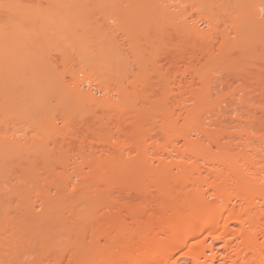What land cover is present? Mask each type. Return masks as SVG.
<instances>
[{
  "label": "bare ground",
  "instance_id": "obj_1",
  "mask_svg": "<svg viewBox=\"0 0 264 264\" xmlns=\"http://www.w3.org/2000/svg\"><path fill=\"white\" fill-rule=\"evenodd\" d=\"M14 1L16 2V0H13V3L10 4H15ZM48 1L50 2L49 6H51V3L54 4V6H52L55 10L56 6L57 8H61L63 5L66 7L68 4L69 6L66 8H70V5L73 4L72 0ZM239 1L240 0L235 1V3ZM4 2H6V0H0V127H2L0 128V264H264V134L258 135V127L262 128L264 126V118L255 117L248 121V123L250 122L249 124H246V127L249 126V131L257 132L256 136H252L249 132H243L245 136L243 133L241 135L230 134L228 131L229 127L235 124L238 126L241 125L243 123L242 118L248 112L247 110L246 113L243 111L239 113L237 105L239 103H241V105L247 103L244 100L238 102L234 98H225L223 94V98L218 97L214 99L212 92L220 88L219 86H222L223 83L220 82L221 80H217L219 82L216 84L217 81H214L216 85L211 86L210 83L212 81L209 83L208 77L204 75L206 72L202 74L197 70H193L192 73L194 75H191L194 78L197 76L202 79V81L200 79L196 81L199 83L198 87L196 85V88L194 87V78L188 79V82H190L189 86H185L187 84L185 76H181L180 79L176 80L178 81L176 83V89L180 93L178 92L176 99L173 94L174 92L172 93L175 99L174 102H172L174 103L173 105H175V109H171V112L168 109L167 102L168 95L171 93L170 90L174 89L171 88L172 86H168L167 88V84H162V86L161 84L158 85L159 87L157 86L158 88L156 87L157 89L155 88V90L159 93L158 90L161 89V94L159 93L161 97L155 95L154 98L156 99L152 97V101L150 100L151 98L147 100L149 98L148 95L147 97L143 95L147 87L144 80L142 84L140 83L141 81L138 82L140 86L136 81L133 82L135 83L133 86L131 85L132 82L130 85L128 84L131 86V89L132 87L134 88L133 91L131 90L132 92H129L127 89L129 86L126 87L123 83L124 79L127 78L128 72L125 70V72H127L125 73L123 71L124 69H122L124 67H122L121 63L119 64L122 55L120 56L119 52L121 51H118L120 48L117 49L118 39L116 40V44H114L113 41L112 43L105 39L106 41H102L100 43L101 45L98 44L99 49H97L96 53L90 54L91 57H93H90V61L94 62L91 68L96 66L97 70L94 68V70L91 69L93 72L92 76L88 74V72L86 74L84 70L71 75L73 87L69 89V95L67 98L65 97L66 99H64L62 103V113L60 110L58 111H60V115H62L63 122L69 125L73 120V116L76 114L80 115L81 118H86L88 116L86 113L83 115V111L87 112L85 109L86 107L90 110L92 107L110 106L109 108L112 107L113 109H111L113 111L108 108L111 111L109 116H107L108 113L105 116L106 118H97L103 123L102 126H104V128L107 125L106 130H108L110 126L108 124L110 123H112L111 126H113V128H116L114 130L112 129L114 132L109 130L108 133L104 134H110V131H112L111 133L113 136L117 135L118 137L123 135L124 139L119 140V137L116 138L115 136L114 138H116V140L114 141H117L116 143L108 141L102 142V144L97 146L92 144L87 145L88 142H85L87 140L82 143V139H79V135L81 134L78 133L79 135H77L75 133L77 131L73 130V136L69 135V133L65 136L68 137L70 141H75L78 138V145L81 144L79 145L80 147L78 145L76 146L74 143L78 151H81L83 154H86L85 152L88 151L87 155H91L90 157L92 159L83 157L81 162L82 165L79 163L81 166H76L80 161V159L79 161L75 159L78 157V152L75 153V158H73V160L70 159V162L68 161L69 159L63 157L64 155H61L67 160L66 162H61L59 160L57 162L56 160L55 164H51L49 160H55L56 153L58 154L59 151L61 153V150L66 149L62 144L65 145L68 139L65 138V140H63L59 138L60 142L53 139L54 141H52L53 145L51 149H53V147H55V149L49 150V146L47 148V146H43L40 143L41 141L46 142L44 141L45 136L43 138L44 140L41 139V134V138L35 137L36 134L33 136L34 133L31 135L36 138L32 140V144L38 139V141H40L34 143L35 145L33 144V146H40L41 144V148L39 146L37 148H31V140L29 141L24 131L22 132L25 134H20L21 131L14 128L13 130L11 129L12 131L10 130L11 132L6 129V131L4 130L5 132H1L3 129L1 124L4 125L6 115L10 114L9 118L13 115L15 117L13 119L18 121L21 120L20 122L29 121L28 123H30L31 129L33 125V127L35 126L34 131L36 133H41V126L38 128L37 125L36 127L38 120L40 118H42L41 120H43V118L46 119L45 116H49L50 113L55 116L56 113L53 114L54 112L52 113V111L56 108L55 106L58 105V101L57 104L53 103V99L56 97L55 94H57V92H55L50 85V88L47 86L48 84L45 85L46 82L45 84L43 83L44 86L39 85L41 84L39 81L42 71L40 69L41 72L37 70V67L34 69V66H38V59H42V55L39 56L40 58L37 57L38 54L36 55L37 62L34 59V61H30V66H27L25 63L26 66H23V59L27 60V62L29 60L26 56L22 57L23 54L20 55V53L27 52V50H21L23 52H20L19 45L23 44V40L21 41L18 30L15 29L14 24H12L13 26L11 25V22L9 25L11 26L10 32L12 31V33H9V29L6 30L8 25V23L6 24L7 19L10 18L18 25L20 14L13 7L12 9L9 8V6L8 8L11 9V12L8 11L7 13L9 9L6 10L7 7L5 4L7 3L4 4ZM123 2L129 3H127V6L125 5L126 8L123 6L121 7ZM245 2L244 5L247 6L248 11L240 5L245 9L243 12H246L243 13L241 10L240 12L237 11L240 13L237 14L239 16L238 18L234 15L238 20L242 19L243 21L244 19V25L242 26L239 24L241 25V27L239 26L241 29L239 32H242V34L244 32L246 33V30H249L253 25H259V27L264 25L262 24L264 23V18L261 17L264 10L262 12L258 10L261 4L259 5V3L256 2V5L253 4L251 5L253 7H251ZM132 3H136V0H123L122 2L119 0L118 2L117 0H100L99 4L96 5H98V7L102 6L103 8L120 6L122 9L124 8L123 10L126 9V13L127 9L130 8L129 5ZM173 4H175V2ZM198 4L199 3H197V5ZM135 5H138V7L135 6L134 8L133 4L136 14H141V16H143L145 10H148L149 13H159L160 17L163 15L165 19L169 14L175 12L172 8V6L175 7V5H171V0L170 2L169 0H141ZM233 6L235 7V4ZM64 7L62 8L63 10ZM72 8L71 10H73ZM148 8H150V10L152 9V11ZM203 8L205 9V7ZM140 9L142 11L144 9V11L142 12ZM198 9L200 10L201 8ZM238 9L236 8V10ZM110 10L112 11V9ZM130 10L132 11V8H130ZM170 10L172 12H170ZM207 10L208 9H206V11ZM232 10H234V8ZM236 10L234 12H236ZM224 12L227 14L229 10L226 11L225 9ZM131 13L133 15L135 13L134 10ZM131 13H129V15H131ZM136 14H134V16H136ZM144 14L146 16V13ZM153 14L151 15L153 16ZM241 14H243L244 18H242L243 16ZM64 15L61 14V17ZM229 15L233 17L232 12L231 14L228 13V17ZM58 16V14L57 16L55 14V17ZM127 16L125 17L128 18ZM163 16L161 19H163ZM205 16L207 17V15H204V17ZM47 18L50 17H46V19ZM136 18L138 19V16ZM43 19L45 18L43 17ZM132 19V25H140V23H135L134 18ZM207 19L208 18L198 19L199 21L196 19L197 21L193 26L191 25L192 27H189L186 23H184V25L180 24V26L185 27L186 25L187 28H190L189 32L193 35L192 37L196 39L204 38L205 40L210 30L207 31L206 29L205 31L203 30L204 28H200V23L202 22L203 24L212 26V23L216 22H214L213 18V22L211 21L212 23L210 22L211 18ZM53 20L51 22H53ZM131 20H129V22ZM106 21L108 22V20ZM45 22H47V20ZM118 22L120 23V21ZM233 22L234 26H232L234 31L239 34L235 27L237 20ZM166 24L167 23H165V25ZM47 25H49V23ZM155 25L156 24H154V26ZM161 26L162 25H160V33H165L164 30H166L165 28H167V26L164 27L163 32ZM172 26H177V24H172ZM180 26L178 25L177 27L181 28ZM214 26L216 25L214 24ZM185 28L181 31L186 32ZM253 28L254 27H252V30ZM98 29L100 30V28ZM157 29H159V27H157ZM179 30L180 29L176 31ZM124 31H126V29ZM166 31L168 32V30ZM129 32L125 33L128 34ZM189 32L188 35H191ZM152 33H154V31ZM133 34L135 35L136 33ZM136 36L139 38L137 34ZM148 36H150V33H147V37L145 36L147 41ZM151 36L150 40H152ZM208 36L211 37L210 35ZM101 37L102 36H100V41L102 40ZM111 38H113L112 35ZM140 39L141 38H139V40ZM100 41L98 39V42ZM139 42L141 43V40ZM157 43L158 42H156V44ZM11 47L12 49H9L10 52H8L9 50H7V48ZM151 48L154 50V45L153 47L151 46ZM156 49L157 47H155V52L157 51ZM29 50L30 49H28V51ZM32 52L29 51L27 53L30 54L24 53V55H28L30 59H33L36 52H34V54ZM125 56L126 55H124V57ZM124 57H122L121 60L125 63ZM128 63H130V61ZM144 63L142 64L140 62V64H138L146 67L147 65ZM117 67H120L119 69L121 70ZM130 72L132 73V71ZM82 73L84 77L79 78L78 74ZM131 73H129V77ZM220 74H218V77ZM38 77L40 78L39 80ZM137 77L141 76L136 74L134 78L139 79ZM212 79L214 80L215 76L212 77ZM109 80H115V84L113 83L114 87L110 90L117 93L119 102L111 98L110 95H108L110 97L109 99H107L108 97H105V99L102 97L99 98L100 96H96L95 94L96 88H100L103 83ZM126 80L127 79H125V81ZM136 84L140 90L142 87L141 91L135 86ZM39 86L41 87L39 88ZM94 86H96L95 90ZM42 87L45 89H42ZM47 87L48 89H46ZM169 87L170 90L168 91ZM107 88L109 87L107 86L106 89ZM184 89L190 91V93L188 92V96H184V91H186ZM103 90L104 89H102L101 92ZM111 91L107 89L106 94H109ZM139 97L141 99H144V97L145 99L147 98L146 100L149 102L145 101V99L141 101L143 103H148V106L145 104V106L139 107L138 101L141 102ZM73 100L82 106V109H79V112L82 111V114L81 112H76L77 110L71 103ZM223 104H227V108H223ZM113 112L115 113L112 114ZM235 113L237 115L233 116ZM26 114L27 117L30 118L28 121L26 120L27 117H24ZM54 116L49 117V119L51 118L50 123L47 122L49 120L48 117L46 120H43L46 121L43 122L44 127L48 123L57 128V123L53 121V119L55 120L57 117ZM160 118L161 120L165 119L174 123V125L172 123L173 127L170 125V128L168 127L169 124L165 127L167 124L161 123V126H163V124L165 125L163 126V130L160 129L159 131L161 135L168 136L169 133L172 134L168 138L170 144L173 142L172 147L169 144V147H171L169 150H166V148L163 147L164 145L161 146L163 148H157L158 150H155L153 147L149 148L151 145L155 146L158 144L156 142L159 140V136L153 135V132L160 127V125L157 127L159 122L157 124L155 122L158 121V119L160 120ZM33 120L36 122L34 121V123ZM31 123L35 125H31ZM5 124L8 125L9 122ZM24 124L26 125V123ZM49 125L46 126L48 127ZM213 126L215 130L212 129ZM217 126L221 128L218 129L216 128ZM31 131H33V129ZM46 131L51 132L50 130ZM42 132L45 134L44 131ZM54 133L55 135L56 133L57 135L60 134L56 131H54ZM225 133L228 135H224ZM51 134L53 135L52 132ZM51 134L49 133V135ZM49 135L47 134L46 136L48 137ZM25 136L27 137L26 140L28 139L27 143L30 142L28 146L26 141L23 143ZM28 136L30 137V135ZM108 136L105 138H113L111 135L110 137ZM53 138H55V136H53ZM71 138L73 140H71ZM50 140H52V138ZM85 143L87 144L85 145ZM147 144L151 145L148 146ZM165 146L168 145L165 144ZM66 147L70 148V144L67 143ZM214 147L217 152L214 151ZM27 149H32L33 152L28 151V155H26L25 152ZM256 149H262V151L259 152ZM248 151L256 152L261 159H256L257 161H254L255 159L253 158V160L250 159L249 161L247 159L244 164H239V158H243L242 156ZM96 152L100 154L109 153L110 157L102 159V156H96ZM31 153L34 156L32 155L33 157H30V159H34L31 164L27 161L31 168L29 165H26V167L27 169L30 168L28 173L30 172L33 174L34 172V175H38L40 180L38 177H36L38 180L33 177H30L31 180L29 178L27 179L30 180L29 182L26 180L27 184L36 180V182L34 181L35 183L33 182L34 184H29L27 187L28 189L26 191H31V195H29L30 193H26V188H24L26 183L22 185L23 191L25 192H23L21 186H19V184L23 182L21 181L20 183L19 180L22 179L24 175L22 172V175H20L21 178L19 179L17 175V173H19L18 171H20L18 165L22 166V163H17L21 161L20 158H23L21 154H25L27 157L31 156ZM174 154L177 158L180 157V160H173L175 165L168 166L166 159H171ZM208 154H211V156ZM67 157L69 158V156ZM155 158L160 162V165H158L159 168L154 163H151V160L153 161ZM83 165L89 169H93L92 167L94 166L96 168L94 167L93 172L92 170L84 172V169L82 170ZM59 168H61L60 171L58 170ZM75 168L78 170L77 173L80 174L78 175L79 177L77 176L79 180L71 178L69 174L65 172L68 170L76 171ZM23 169L26 171V168L22 166L21 170L24 171ZM62 170L63 172H61ZM64 172L65 176L62 175ZM94 172L96 173L95 175H93ZM122 173L128 174L126 180L123 178L125 183L127 181L135 182L133 183V185L136 186H134L135 190L129 187V189L125 191V197H115L118 196L116 194L113 197L114 192H116L115 188L121 184V182H119V176ZM52 174L54 177H52ZM126 174L121 176L125 177ZM41 175H47L48 178L45 176L46 179H43ZM61 175L64 176V178ZM73 175L76 177V174L73 173ZM24 178L26 179V175ZM37 181H41V183L39 182L38 185ZM42 183H45L44 186ZM41 184L43 187H41ZM34 185L37 189L39 188V190H36ZM71 186L75 188H70ZM34 189L38 192L36 193ZM76 191L77 193L79 191L82 192H79L80 194L78 193V196H76L74 194ZM79 201L82 202L83 208L80 207L81 204L78 203ZM73 210H76V213L78 212L77 215H68V212H72ZM64 213L68 216H65L66 214ZM70 219H72V222Z\"/></svg>",
  "mask_w": 264,
  "mask_h": 264
},
{
  "label": "rangeland",
  "instance_id": "obj_2",
  "mask_svg": "<svg viewBox=\"0 0 264 264\" xmlns=\"http://www.w3.org/2000/svg\"><path fill=\"white\" fill-rule=\"evenodd\" d=\"M72 1H73V4L70 5V8L68 7L69 9L66 8L67 6H69L68 4L66 5V7H64V5L61 8L58 7L59 9L56 6V10L58 9L57 12H56L55 8L53 7L54 6L53 3H51V6H49L50 2L48 0H40V1H38V0H18L17 1L16 0V2L14 1L15 4H12V5L10 3H13V0H11V2H10V0H6V2H4V4L5 3L8 4V5L5 4L6 7H7V8L5 7L6 10L9 9V8L12 9V7H13L20 14V20L17 23L18 25H16L14 23V21L11 20L10 18L7 19V21H6V24L8 23L6 30L9 29L8 30L9 33H12V31L10 32L11 26L9 25V23L11 22V25L14 24L15 29L18 30L19 37L21 38V41L23 40V44L19 45L20 47L18 46L20 48V52H23L21 50H25V51L27 50V52H29V51L32 52L33 51L32 52L33 54H34V52H36V54H34L35 56L33 57V59H30V57H28V55H24V53L25 54H30V53H27V52L20 53V55L23 54L22 57L26 56L27 59H29L28 60L29 63L25 59H23L24 62L21 60L23 62V66H26L25 64H27V66H30V61H32V60L34 61V59L36 60L37 57L42 55L41 58L42 57L43 58L42 59H38V64L36 63L38 66H36V65L34 66V69H35V67H37L36 68L37 70L40 69L42 71L41 72L39 70L42 73L40 75V78L41 79L43 78L41 80L38 77V80L40 79L39 83H41L39 85L44 86L43 83L45 84V82H46L45 85L48 84L47 85L48 87L50 85L51 88L55 92H57V94H55L56 95L55 98H57V99L54 98L56 101L53 99V103L57 104V101H58V105L55 106L56 108H54V110L52 111V113L54 112L53 114L56 113L55 116L51 115V113H50L49 116H45L46 119H47V117L49 119L50 116L57 117V119H55V120L53 119L54 123H57L56 124L57 128H55V126H53V125H49L48 124V123L51 122L50 121L51 118L47 121L48 123L46 124V125H49V126L47 127L45 125V127H44L43 122H46V121H43V120L45 118H43V120H41L42 118H40L39 120H41V121L38 120V123L36 124V127H37V125H38V128L41 126L40 129L42 128L44 130L41 129V131H40L41 133H39V132L36 133L34 131V127L35 126L33 127V125H32L36 121L33 120V122L34 121L35 122L31 123L32 129L34 131L33 132V131H31L32 129H31V126L29 125L30 123H28L29 122L28 119H30V118L27 117V114L24 115V117L25 116L27 117L26 120L28 122H25V121L24 122H20L21 120H19V121L15 120V119H13V118H15L13 115H11V117L9 118V115H10L9 114V115H6V117H5L6 121H4V125L6 126L7 124H5V123H7V122H9V124L6 127L1 124V126H3V129H2L1 132H5L6 130L10 131L11 129L13 130L14 128L19 129L21 132L24 131L27 134L26 136L28 137L29 141L31 140L30 141L31 142V148L32 147L33 148H35V147L37 148L39 146L38 144H37L38 146H35V147L33 146L34 143L40 142V141H38L39 139L36 142L34 141V143L32 144V140H35L36 136H37V138H41L42 137L41 139H43L44 136H45V138H44L45 140L44 139L43 140L46 141V142L41 141L40 143L43 146L44 145L47 146V148L49 146V150H54L55 149V147H53V149H51L52 145H53L52 141H54L55 139L57 141H59L60 139L65 140V138L68 139V137H66L65 135L69 133V135L73 136L74 135L73 130L77 131V132H75L77 135L81 134V135H79V139L80 138L82 139V143L85 140H87L85 142H88V144L85 143V145L86 144L87 145L92 144V145L97 146L99 144H102V142H108V141H110V142L113 141L114 143H116L117 141H114V140H116V138H118V137H119V140L120 139L123 140L124 139L123 135H120V136L117 137V135L113 136V134L111 133L114 129H116L115 127L113 128V126H111L112 123H110V122H109L110 124L107 123L110 126L108 127V130H106L107 125L104 128V126H102L103 123L100 121L99 118H97V117H105L108 113L109 114L107 116H109L111 111H113L112 107H111L112 109L109 108L110 106L107 107V105H106V106H99V107H96V108L92 107V108H90V110L87 107L86 108L84 107L87 112L83 111V115H84V113H86L90 118L88 116L86 118H81L80 115L76 114L75 116H73V120H72V122L70 121L71 123H69V125L65 124L66 122L65 123L63 122L64 120L62 119V115H60V111L62 113L61 107L63 108L62 103L64 102V99H66L68 97L69 89H71L73 87L72 81H71V75L74 74V73H77V72H79L81 70H84L86 72V74L88 72V74H90L92 76L93 72H92L91 69H93V68L96 69V66H93V68H91V65H94V62L90 61V57H91L90 54H94V52L96 53L97 49H99L98 48V46H99L98 44H100L102 41H106V40H108L110 42L113 41L114 44H116V42H117L116 40L118 39L117 49L120 48V49H118V51H121V52H119L120 56L122 55L121 58L124 57V55H126L123 58V59H125V63H124L123 60H121V58H120V62H119V64L121 63L122 67H124V68L121 67L122 69H124L123 71L125 72V70H126L128 72V73L125 72V73L128 74L127 78H125L127 80L125 81V79H124V81H123V83L125 84L126 87H128L131 82H132L131 85L133 86V84H135L133 82H135V81H136V83L141 81L140 83L142 84L143 83L142 81L144 80V82L147 84V85L146 84H144V85H146L147 87L145 88V92H144L143 95H145L146 97L148 95L149 98L148 99L146 98V99L149 100L151 98L150 100L152 101V97H153V99H156V98H154L155 95H159V93H160L161 89L158 90L159 93L155 90V88L158 85L161 84V86H162V84L163 85L167 84V88H168V86H172L171 88H174V89L170 90V87H169L168 91L170 90L171 93H170V95H168L169 97L167 96L168 97L167 106H168L169 111L171 112V109L172 110L175 109L174 108L175 105H173L174 103H172V102H174V100L178 96L177 94L179 92L176 89L177 88L176 87L177 86L176 83L178 82L176 80L180 79L181 76L182 77L185 76L186 79L185 78L184 79L187 80V84H188V85L186 84L185 86H189L190 82H188L189 81L188 79L194 78V77L191 76V75H194L192 73L193 70H197V71H199L202 74H204L206 72L204 75H206L208 77L209 83L212 81L210 83L211 86L212 85H216L220 80H221L220 82L223 83V85L221 84L222 86H219L220 88H218V89H216V90H214L212 92L213 96H214V99H217L218 97H221V98H223V97L226 98L227 97V98H231V99L234 98L238 102H240L241 100H244L247 103V104H244V105L243 104L241 105V103H239L240 105L239 104L237 105L238 108H239V109L237 108L239 110V113H240V111L241 112L243 111V112L246 113L247 110H248V112L242 118L243 123L241 125L238 126L237 124H235V125H232L233 127L232 126L229 127V130H228L229 133L230 134H236V135L240 134L241 135L243 132H246V133L249 132V133H251L252 136H256L257 135L256 131H249L248 130L249 126L246 127L247 126L246 124L248 123V121L250 119H254L255 117H263L264 118V25L261 26L262 29H261V27H259V25L251 26V28L249 30H246L247 31L246 33L244 32L245 35H244V33L242 34V32L241 33L239 32V31H241L239 26L241 27V25L242 26L244 25L243 24L244 19H243V21H242V19L238 20L237 18L239 16L237 14H240L239 13L240 10H241V12H243L245 10L244 8H246V10H247V6L244 5L245 0H242V1L240 0L239 2H236V3H235V1H238V0H210V1L209 0H206V1L205 0H171V5H175V7L172 6L173 10L175 11L174 12L175 14L174 13L173 14L172 13L169 14V16L166 17L167 20H166V18L164 19V16L161 13L160 14L163 16L164 20L161 19L162 16L160 17L159 13L155 12L153 14L152 12H150L151 14H153V16H152L149 13L148 10L144 11V9H143L144 12L140 9L143 12V16L144 17L141 16V14L137 15L134 8H135V6L138 7V5H135V4L136 3L138 4V1H141V0H138V1L136 0V3H132L131 4L132 7H131V5H129L130 8H132V11L129 8V9H127L128 12L126 11V13H125L126 9L123 10L124 8L122 9L121 7L122 6L125 7V5L127 6L128 2L127 3L123 2L121 7L118 5L119 7L116 6L117 8L116 7H113V8H109V7L106 8L105 7V8H103L102 6L98 7V5H96V4H99L100 0H72ZM119 1L122 2L123 0H119ZM117 2H118V0H117ZM133 2H135V1H133ZM169 2H170V0H169ZM174 2H175V4H173ZM246 2H247V5L249 4L248 6H251L253 4L256 5V2H258L259 5L261 4L260 6L262 8L261 9L260 6L258 5L259 6L258 10H260V12H262L264 10V6H263L264 5V0H257V1L256 0H254V1L253 0H246ZM250 2H252V3H250ZM197 3H199V4L197 5ZM201 3H203L204 5L201 4ZM208 3H209V6H208ZM133 4H134V8H133ZM234 4H235V7L237 9L239 8L238 10H236V8L233 6ZM95 5H96V7H95ZM240 5H242L244 8L242 6H240ZM8 6H9V8H8ZM202 6L205 7V9ZM227 6H228V8H227ZM48 7H50V8H48ZM63 7H64V10L62 9ZM72 7H74V8H72ZM251 7H253V6H251ZM71 8L73 10H71ZM97 8H98V10H97ZM118 8H120V9H118ZM198 8H201V9L199 10ZM233 8H234V10H232ZM11 9L7 10V13H8V11L11 12ZM107 9L108 10L112 9V11L111 10L108 11ZM148 9L150 10V8H148ZM202 9H204V10H202ZM206 9H208V10L206 11ZM225 9H226V11L229 10V12H228L229 14H231V12H232V16L233 17H231L230 15L228 17V13L226 14V12H224ZM65 10H66V12H65ZM69 10H70V12H69ZM133 10H134V12H135L134 14H136V16H134V14L132 15L131 12H133ZM171 10H170V12H172ZM235 10H236V12H234ZM116 11H118V12H116ZM137 11H138V9H137ZM150 11H152V9ZM198 11H200V12H198ZM237 11H239V12H237ZM245 12H243V13H245ZM54 13L56 14V16L58 14L60 16V18H59V16L55 17ZM129 13H131V15H129ZM144 13H146V16H148V17H146ZM198 13H200L202 16L200 14H198ZM203 13H204V15H207V17L206 16L204 17ZM263 13H264V11L261 14L262 18H264V14ZM61 14L62 15L65 14V15L61 17ZM171 15H172V17H171ZM241 15L243 16V14H241ZM45 16L46 17H50V18L46 19ZM125 16H127L128 18H126ZM137 16H138V19L136 18ZM43 17L47 20V22H45L46 20L43 19ZM132 18H134V21H135L136 24L140 23V25L139 24L132 25V23H133V19ZM200 18L201 19L202 18H205V19L206 18H208V19L211 18L210 22L211 21L213 22V20H214V22L216 21L215 23L211 22L212 26L203 24L202 22L200 23V28H202V29L204 28L203 30H205V31H206V29H207V31L210 30V33H211V34L210 33L209 34L206 33L207 36L210 35L211 37H209V36L207 37L206 36L205 38H207V39H205V40H204V38L203 39H201V38H197L196 39L195 37H192L193 35L191 34V32H189L190 28H187L186 25H185L186 28L180 26V24L184 25V23L188 24L189 27L191 25L193 26V24L198 19L201 20ZM212 18H213V20H212ZM242 18H244V16ZM51 19L52 20L54 19L53 22H51L52 21ZM106 20H108V22ZM112 20H114V21H112ZM129 20H131V21L129 22ZM236 20H237V22H236ZM118 21H120V23ZM233 21H235L237 23V24L235 23L236 24L235 27L238 30L239 34L234 31V28H233L234 22ZM240 21H241V23H240ZM64 22H65V24H64ZM152 22L154 24H156L157 27H159V29H157L156 25L154 26V24ZM155 22H157L158 24L155 23ZM164 22L167 23V24L165 25ZM48 23H49V25H47ZM50 23H52V24H50ZM129 23H130L131 26L129 25ZM59 24H62V25H59ZM108 24H110V25H108ZM159 24L162 25V26L164 25L163 28L161 26L162 32H163V29H164L165 26H167V28H165V29L168 30V32L166 30H164L165 33H160L161 30H160V25ZM172 24L173 25L177 24V26L179 25L181 28H179L177 26H172ZM214 24L216 26H214ZM239 24H241V25H239ZM262 24H264V23H262ZM61 26H62V28H61ZM51 27H53V28H51ZM106 27H107L108 30L106 29ZM155 27H156V29H155ZM174 27L175 28L177 27L176 30H178V29H180V30L176 31ZM252 27H254L255 29L253 28V30H252ZM98 28H100V30L102 29L101 32H100V30ZM118 28H120V29H118ZM122 28H124V29H122ZM184 28H185L186 32L181 31L182 29L184 30ZM53 29L54 30L56 29L57 32H56V30L54 31ZM125 29H126V31H124ZM258 29H260V30H258ZM13 30H14V28H13ZM129 30H130V32H129ZM156 30H158V31H156ZM244 30H245V28H244ZM53 31L56 32L58 35L56 33H54ZM120 31H121V33H120ZM153 31H154V33H152ZM175 31L179 32V33H176ZM98 32H100L101 35ZM125 32H129V33L127 34ZM139 32H140L141 35L139 34ZM188 32L191 35H188ZM133 33H136L138 35V37L141 38L140 39L141 43L139 42L140 40H139V38H137L136 34L134 35ZM147 33L148 34L150 33V36L152 35L151 36L152 40H150V36H148V41L145 39L147 37ZM110 34L112 35L113 38H111ZM185 34H186V36H185ZM127 35H128V37H127ZM155 35H157V36H155ZM100 36H102L101 37V39H102L101 41H100ZM135 38H137V39H135ZM98 39H99L100 42H98ZM135 40H138V41H135ZM21 41H20V43H21ZM156 42H158V43L156 44ZM205 42H206V44H205ZM131 45H134V46H131ZM153 45H154V50L151 48V46L153 47ZM155 47H157V49H156L157 51L156 52H155ZM9 49H12V47L11 48H7V50H9ZM28 49H30V50L28 51ZM8 52H10V50ZM146 52H148V53H146ZM18 53H19V50H18ZM36 55H37V57H36ZM164 57H166V58H164ZM91 58H93V57H91ZM137 60H139L142 64L146 61L145 62L146 64L145 63L144 64L147 65V66L144 67V65H139L140 62L137 61ZM129 61H130V63H128ZM151 61H152V63H151ZM36 62H37V60H36ZM147 62H149V63H147ZM32 63H34V62H32ZM31 65H33V64H31ZM25 68H27V67H25ZM28 68H31V67H28ZM117 68L119 69L120 67H117ZM138 68L139 69L141 68V69L139 70ZM218 69H219V71H218ZM119 70H121V69H119ZM130 71H132V73ZM217 72H218V74L221 73L219 75V77H218ZM129 73L132 74V75L130 74V77H129ZM136 74L140 75L141 77H137L139 79L134 78V76H136ZM78 75H79V78H83L84 77L83 73L82 74H78ZM124 75H126V74H124ZM214 76H215L216 80L212 79V77H214ZM194 79H195L194 80V87L196 88V85H197V87L199 85V83L196 82V81H199V79L202 81V79L198 78L197 76ZM217 80H219V81H217ZM35 81H37V80H35ZM214 81H217L216 84H215ZM108 82L103 83V85L100 88H98L99 90L96 88V86H94V90L96 88V90H95L96 96H100L99 98H101V97L102 98H105V97L107 98L108 97L107 99H109L111 97L115 101H118L117 93H114V92H112L110 90V89H112V87H114L113 83L115 84V80L114 81L113 80L112 81L109 80ZM140 83H138L139 86H140ZM106 84L109 87L107 89L112 92V93L110 92L111 94L110 93L106 94V90H107L106 89V87H107ZM135 86H137V84ZM40 87L41 86H39V88ZM48 87L46 89H48ZM42 89H45V88L42 87ZM102 89H104L103 90L104 92L103 91L101 92ZM127 89L129 90V92H132L134 88L132 87V89H131V86H129V88H127ZM138 89L140 90L139 87H138ZM186 89H184V90H186ZM139 90H138V92H139ZM141 90H142V87H141ZM188 90H189V88H188ZM188 90L184 91V96H188V94L190 93V91H188ZM113 91H115V90H113ZM216 91H218V92H216ZM219 92H221V93H219ZM59 93H61L63 95H61ZM155 93H158V94H155ZM192 94H193V92H192ZM222 94H223V97H222ZM108 95H110V97ZM142 96H140V97H142ZM173 96L175 97V99L173 98ZM140 97H139V100L140 101L141 100L144 101L145 97H144V99H141ZM156 97H158V96H156ZM146 99H145V101H147ZM141 102L138 101V106L139 107L145 106V104H146V106H148V103H145V102L141 103ZM147 102H149V101H147ZM71 103H72V105H74L73 107H75V109L77 110L76 112H78V113L81 112V114H82V111L79 112V109H82V106H80L74 100ZM227 106H228L227 104H223V108H227ZM108 108L111 109V111ZM240 109H242V110H240ZM58 110H60V111H58ZM114 113L115 112H113L112 114H114ZM236 113L233 116H236L238 114V113L237 114ZM11 121H13L14 123L11 122ZM30 122H32V121H30ZM155 122H156V124L159 122L157 124V127L160 125L159 128H157V129L155 128L157 131L155 130V132H153V135H158L159 136V140L156 142L158 144L155 143L156 144L155 146H157V147L152 146L151 144H150L151 146L149 144H147V145L150 146L149 148L153 147L155 150H158V149L163 148V147H165L166 150L167 149L168 150L171 149L173 142L170 141V142H172L170 144L168 138L172 134L169 133V135H168V133H167L168 136L161 135V133L159 131H160V129L163 130V126L165 125V124H163V126H161V123H166L167 125L165 127H167L168 124H169L168 127L170 128L172 126L173 122H171V121L169 122L168 120H165V119L161 120V118H160V120L158 119V121H155ZM251 122H252V120H251ZM24 123H26V125ZM42 125H43V127H42ZM173 125H174V123H173ZM236 126H238V127H236ZM218 127L219 126H217L216 128H218ZM0 128H2V127H0ZM220 128H218V129H220ZM45 129L46 130H50L53 133V135L51 134V132H47ZM212 129L215 130V127L213 126ZM258 129H259V134L258 135H263L264 134V126L262 128L258 127ZM109 130H112V131H110V134H104V133H108ZM162 130H161V132H162ZM42 131H44L45 134ZM54 131L59 132L60 134L57 135V133H56V135H55ZM61 131L62 132L65 131V132H63L64 135H63V133ZM21 132H20V134L24 133V132H22V133ZM72 132H73V134H72ZM218 132H219V130H218ZM32 133H34L33 136L36 134L35 137L31 136ZM49 133L52 136L49 135ZM40 134H41V137H40ZM47 134L49 135L48 136L49 138L46 136ZM28 135H30V137ZM110 135L113 136V138H111L112 140L109 139V138H105L107 136L110 137ZM224 135H228V134L225 133ZM243 135H244V133H243ZM26 136L23 139V143H24V141H26V143L28 141V139L26 140V138H27ZM53 136H55V138H53ZM115 136H116V138H114ZM51 138H52V140H50ZM46 139H48V140H46ZM79 139L77 138L76 139L77 141L76 140L74 141L71 138V140H73V141H70V139H68V142L65 141L68 144H70V148L66 147L67 143H65V145L62 144L66 149L65 150H61L62 151L61 153H60V151L58 152V154L56 153L55 160L51 159L53 162L51 160H49V162L51 164H55L56 160H57V162H58V160L61 161V162H66L67 160L65 158L69 159L68 161L70 162L71 160H73V158H75V153H78V152H79L78 157L76 156L77 158H75V159L77 161H79V159H80V161L78 162V164H76V166L77 165L79 166L81 164V162L83 160V157H85V158L88 157L89 159H92L90 157L91 155H87L88 151L85 152L86 154H83L81 151H78L76 146L79 143ZM263 139H264V136H263ZM30 142H28V143H30ZM28 143H27V146H28ZM46 143H49V144H46ZM74 143L76 144V146H75ZM80 143H81V141H80ZM147 143H150V142H147ZM41 144H40V146H41ZM165 144H167L168 146H165ZM169 144L171 145V147H169ZM62 145H61V147H62ZM79 145H81V144H79ZM162 145H164V146L161 147ZM43 146H42V148H43ZM28 149H30V148H28ZM28 149L26 150V152L24 151L26 153V155H28V151H32V149L31 150H28ZM256 150H258L259 152L262 151V149H256ZM74 151H76V152H74ZM214 151L217 152L215 147H214ZM96 153H95L96 156L97 157L102 156V159H107V158L110 157L109 153H105V154H100L98 152H96ZM71 154H72L73 157L71 156ZM21 155H23V158L19 157L21 159V161H19L20 160L19 159L18 160L19 162L17 164H19L21 162L23 168H26V171H27L26 172L25 169H23L24 171H22L21 170L22 166L18 165V169L20 171H18L19 173H17V175L19 176V179L21 178L20 175H22V172H23V175H24V176H22V179L19 180L20 183H21V181H23V182L21 184H19V181H18V184H19V186H21V189L23 191L22 185H24V183H26L27 181L29 182L31 180L30 177H33V178L36 179V177H38V175L37 176L34 175V172H33V174L30 173V172L28 173L29 169L31 168L30 164H31L32 160L34 159L33 158L31 160L30 157L32 158L34 155L32 153H31V156H27V157H26L25 154H21ZM61 155L62 156L64 155L63 157H65V158H63ZM208 155L211 156V154H208ZM67 156H69V158ZM174 156H175V154L173 155V157H171V159L170 158L166 159V162H167L168 166H174L175 165L173 160L174 161H179L180 160L179 156H178L179 158H177V156H175L176 157L175 158ZM24 157H25V159H24ZM242 157L243 158H239V160H238L239 164H244L247 161V159H248V161L250 159L251 160L255 159L254 161H257L256 159H261V157L258 156L256 152H252V151H248ZM28 159H30V160H28ZM27 161L30 162V164ZM151 163H154L155 165H157V167H158V165H160L159 164L160 162L157 160V158H155V160L153 159V161L151 160ZM201 163H203V162H201ZM26 165H29L30 168L27 169ZM165 165H166V163H165ZM13 166H15V165H13ZM94 167H92V168L94 169ZM15 168H17V167H15ZM79 168H81V167H79ZM83 169H84V172H87L89 170H92V172L94 171L93 169H89L85 165H83L82 170ZM58 170L60 171L61 168H59ZM73 170H74V168H73ZM75 170H76V168H75ZM70 171L73 172L74 174H76V177ZM24 172H26V173H24ZM31 172H32V170H31ZM61 172H63V170ZM65 172H67L71 178L79 180V178H78L79 176L78 175H80V174L77 173L78 170H76V171L68 170V171H65ZM65 172L63 174L62 173L61 174L64 175ZM95 172L93 173V175L96 174ZM90 173H91V171H90ZM49 174H51V173H49ZM53 174H52V177H54V175H56V174H54V175ZM123 174H126V173H122L121 175H123ZM25 175H26V179L24 178ZM121 175L119 176V180H120L119 182H121V184L115 188L116 192H114L113 197L115 196V194L118 195V196H115V197H120V196L125 197L126 196V192L125 191L127 189H129V187H130V189L135 190V188H134L135 185H133V183H135L134 181H127L128 183L127 182L125 183V181H124V179L125 180L127 179V175L128 174H126L125 177L124 176L122 177ZM42 176L43 175H41V177ZM45 176L48 178L47 175H44L42 178L46 179ZM64 176H62V177L64 178ZM66 176H68V175H66ZM69 176H68V178H70ZM28 178L30 180H27ZM38 179H39V177H38ZM38 179H36V180H38ZM36 180H34V181L36 182ZM33 182H30L28 184L26 183V185H24V188H26L25 191L28 189L27 187L29 186V184L32 185V184L35 183V182L34 183ZM39 182L41 183V181H37V184ZM42 184H41V187H43L45 183L43 184V186H42ZM35 185H34V187H35ZM70 188L74 189L75 187L71 186ZM35 189L39 190V188L37 189L36 187H35ZM36 190H35V192H36ZM25 191H23V192H25ZM117 191H118V193H117ZM27 192L28 191H26V193ZM30 192H28V194ZM35 192H33V193H35ZM79 192H82V191H79ZM78 193L76 191L74 194L76 196H78L77 195ZM29 195H31V193ZM78 203L81 204L80 207L83 208L82 202L79 201ZM80 207H78V208H80ZM75 211L73 210L72 212H68V215H70V216L77 215L78 212L76 213ZM64 214H66V213H64ZM68 215L66 214L65 216H68ZM72 219H70L71 222H72Z\"/></svg>",
  "mask_w": 264,
  "mask_h": 264
}]
</instances>
